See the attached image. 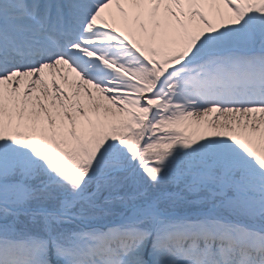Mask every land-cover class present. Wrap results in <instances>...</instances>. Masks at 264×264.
Wrapping results in <instances>:
<instances>
[{"label":"snow or ice","instance_id":"1","mask_svg":"<svg viewBox=\"0 0 264 264\" xmlns=\"http://www.w3.org/2000/svg\"><path fill=\"white\" fill-rule=\"evenodd\" d=\"M0 264H264V0H0Z\"/></svg>","mask_w":264,"mask_h":264}]
</instances>
